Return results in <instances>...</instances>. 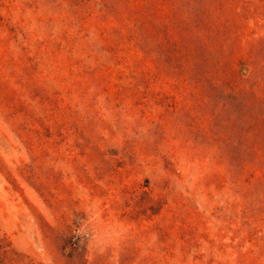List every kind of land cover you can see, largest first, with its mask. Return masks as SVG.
Listing matches in <instances>:
<instances>
[{"label": "rangeland", "instance_id": "rangeland-1", "mask_svg": "<svg viewBox=\"0 0 264 264\" xmlns=\"http://www.w3.org/2000/svg\"><path fill=\"white\" fill-rule=\"evenodd\" d=\"M0 264H264V0H0Z\"/></svg>", "mask_w": 264, "mask_h": 264}]
</instances>
